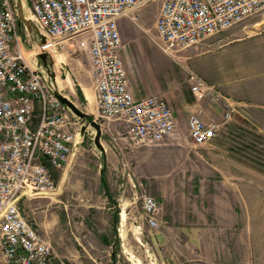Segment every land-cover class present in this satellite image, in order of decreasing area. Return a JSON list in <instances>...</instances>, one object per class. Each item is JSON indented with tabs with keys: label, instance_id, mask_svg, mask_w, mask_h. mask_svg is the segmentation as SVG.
<instances>
[{
	"label": "rangeland",
	"instance_id": "374dc122",
	"mask_svg": "<svg viewBox=\"0 0 264 264\" xmlns=\"http://www.w3.org/2000/svg\"><path fill=\"white\" fill-rule=\"evenodd\" d=\"M21 2L43 46H48L44 49L60 92L101 123L108 152L103 183L96 129L75 115L80 141L67 164L53 170L56 189L23 199L26 214L34 217L42 237L59 255L55 264H264V8L185 48L169 47L157 34L162 0H145L120 17L131 85L140 94L145 88L148 95L166 98L175 115L174 133L146 144L130 140L121 119L99 116L90 55L78 45L80 36H48L31 11V0ZM20 28L26 58L41 68L24 21ZM190 72L215 84L236 108L222 131L203 144L190 136L189 115L201 109L203 119L220 121L224 104L206 98L195 100L198 110L185 107L178 112V94L190 89ZM107 189L120 210L125 206L128 212L125 237L120 235V219L118 234L112 231L115 217L105 209L112 202L105 198ZM144 192L161 201V212L173 211L177 219L171 218L164 233L163 224L151 227L146 221ZM105 233L114 242L111 246L101 240Z\"/></svg>",
	"mask_w": 264,
	"mask_h": 264
},
{
	"label": "built area",
	"instance_id": "2783aa9c",
	"mask_svg": "<svg viewBox=\"0 0 264 264\" xmlns=\"http://www.w3.org/2000/svg\"><path fill=\"white\" fill-rule=\"evenodd\" d=\"M145 0H31V11L48 36H80L88 49L99 116L121 119L130 140L157 143L176 129L169 101L156 94L136 97L123 57L120 17ZM264 0H162L155 28L169 47L185 48L219 34L258 10ZM17 0H0V248L3 264H55L52 245L22 207L30 195L56 187L75 146L77 117L56 95L42 68L33 66L22 46ZM48 47V46H47ZM195 100L223 102L222 120L188 118L194 143L214 139L235 104L216 85L194 72L188 76ZM149 226L159 225L161 201L142 194Z\"/></svg>",
	"mask_w": 264,
	"mask_h": 264
},
{
	"label": "crops",
	"instance_id": "0c3cea01",
	"mask_svg": "<svg viewBox=\"0 0 264 264\" xmlns=\"http://www.w3.org/2000/svg\"><path fill=\"white\" fill-rule=\"evenodd\" d=\"M189 76V75H188ZM66 79H67V77L64 79L65 81H66ZM186 80L188 81V78H186ZM215 85V84H214ZM189 86H190V84H189ZM129 87H130V89H131V91L133 92V94L136 96V97H143V96H146V95H148V92H147V90H145V88L143 89V92H142V94H140L139 93V91H138V89H137V87L136 88H134L132 85H131V83H130V81H129ZM85 88H88L87 86H83V90H84V93L86 94V92H85ZM89 90V89H88ZM68 91H72V85H70L69 86V88H68ZM96 92V91H95ZM141 92V91H140ZM90 93V92H89ZM96 94V93H95ZM143 94H145V95H143ZM85 97L88 99V97H87V94L85 95ZM89 100V99H88ZM91 102H92V97H91V100H90ZM178 102H179V105H178V112H181V111H183V109L185 108V107H187L188 109H191V111H193V110H198L197 109V103H196V101H195V98H194V96H193V94L191 93V91H190V89L189 88H185V89H182L181 90V92L178 94ZM98 103V99H97V94H96V96H95V101H93V104H95V106H96V109L98 110V112H99V105L97 104ZM187 104V105H186ZM94 106V105H93ZM195 110V111H196ZM199 112H201L202 110L200 109V110H198ZM79 141H80V136H76V141H75V145H77L78 143H79ZM102 141V140H101ZM104 144V143H103ZM103 152V154H100V158L102 157L103 158V160H102V162H103V164H102V167L99 169V171H100V174H101V180H102V178H103V175H105L106 174V165H105V160H106V158H105V154L106 153H108V152H106V146H105V151H102ZM164 164V163H163ZM162 165V164H161ZM106 192V194H105V198L106 199H110L112 202L110 203V204H108V203H106L107 205L105 206V209L109 212H111L113 215H114V217H115V220H114V223H113V226H112V231L115 233L116 232V234H118L117 233V229H118V227H117V224H118V222H119V219H121V211H122V209H125L126 210V208L123 206L122 207V209L120 210V207H119V204L118 203H116L115 202V200L113 199V196H112V194L110 193V191L107 189V190H105ZM32 197L33 196H28L27 197V199H32ZM30 200H28V201H30ZM24 201V200H23ZM126 212H127V210H126ZM128 213V212H127ZM28 216L31 218V219H33V221L36 223V225H38V223L36 222V220L34 219V217L33 216H31V214L30 213H28ZM171 218H173V219H175L176 221H177V219L174 217V214H173V211H170V210H167V209H165V210H163V212H161L160 211V213H159V216H158V220H159V224H163V227L162 228H164L165 230H163L162 232L164 233L165 231H166V228H167V226L168 225H166L167 223H169V222H172V219ZM121 222V221H120ZM170 226V225H169ZM39 229V228H38ZM168 232H170V230L168 231ZM186 233H188V232H186ZM89 234V233H88ZM177 237V236H176ZM187 237H189V236H187ZM111 237H110V235L108 234V233H105V234H103L102 236H101V240H102V242L103 243H108V245L107 246H111L112 244H114V242H110V239ZM49 243H50V241H48ZM99 248H101V247H99ZM53 251H54V249H53ZM57 257H59V255L57 254V253H55V251H54V262H56V261H58V259L59 258H57Z\"/></svg>",
	"mask_w": 264,
	"mask_h": 264
},
{
	"label": "water",
	"instance_id": "95a60500",
	"mask_svg": "<svg viewBox=\"0 0 264 264\" xmlns=\"http://www.w3.org/2000/svg\"><path fill=\"white\" fill-rule=\"evenodd\" d=\"M17 7H18V16H19V21L20 23L24 21L26 29L29 31L31 35V39L33 40L35 46L37 48H40V51L37 53V58H38V64H40L46 71L47 75L51 80H53L55 87H56V95L58 98L65 103L73 113H75L77 116L83 118V119H88L89 124L92 125L96 129V133L94 135V143L95 145L100 148L102 151H105V146L101 141L102 137V126L101 123L96 121L95 119H90V114L83 111L81 108L78 107V105L71 100L67 95L63 94L60 92L58 89V86H56V76L55 73L49 68V59H48V53L45 51L41 40V37L39 36L36 28L34 27V24L25 16L24 14V7L22 5L21 0H17ZM87 125L84 124L81 128V134L84 135L86 131Z\"/></svg>",
	"mask_w": 264,
	"mask_h": 264
},
{
	"label": "bare ground",
	"instance_id": "6f19581e",
	"mask_svg": "<svg viewBox=\"0 0 264 264\" xmlns=\"http://www.w3.org/2000/svg\"><path fill=\"white\" fill-rule=\"evenodd\" d=\"M43 35V34H42ZM44 36H46V35H43V37ZM37 48V47H36ZM39 48H41V47H39ZM42 48H47V45H44V47H42ZM39 52V49L37 48L36 49V51H35V53H34V58L36 57V55H37V53ZM37 58V57H36ZM35 58V59H36ZM56 62H58V61H60L59 59H57V58H53ZM37 60V59H36ZM39 66L42 68V70L44 71V72H46L45 71V69L39 64ZM66 83L70 86V85H72V82H71V79L69 78V77H67V79H66ZM56 86H58V89L59 90H61L60 89V87H59V85H56ZM85 92H86V94H87V97H88V99L89 100H91V95H90V93H89V90H88V88H85ZM85 94V95H86ZM75 141H76V139H75ZM125 207V206H124ZM127 219H128V215H127V212H126V210L125 209H122V211H121V219H120V221H121V224H120V235L122 236V237H125L126 236V224H127Z\"/></svg>",
	"mask_w": 264,
	"mask_h": 264
},
{
	"label": "trees",
	"instance_id": "16d2710c",
	"mask_svg": "<svg viewBox=\"0 0 264 264\" xmlns=\"http://www.w3.org/2000/svg\"><path fill=\"white\" fill-rule=\"evenodd\" d=\"M80 93H82L81 89H80ZM82 95H83V93H82ZM84 98H85V97H84ZM90 119H93V116H92V115H90ZM102 181H103V183H105V182H104V181H105V175H103Z\"/></svg>",
	"mask_w": 264,
	"mask_h": 264
}]
</instances>
